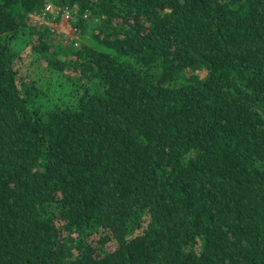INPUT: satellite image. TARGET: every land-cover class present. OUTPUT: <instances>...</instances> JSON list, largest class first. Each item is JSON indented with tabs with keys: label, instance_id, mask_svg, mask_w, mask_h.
Returning a JSON list of instances; mask_svg holds the SVG:
<instances>
[{
	"label": "trees",
	"instance_id": "obj_1",
	"mask_svg": "<svg viewBox=\"0 0 264 264\" xmlns=\"http://www.w3.org/2000/svg\"><path fill=\"white\" fill-rule=\"evenodd\" d=\"M0 264H264V0H0Z\"/></svg>",
	"mask_w": 264,
	"mask_h": 264
},
{
	"label": "built area",
	"instance_id": "obj_2",
	"mask_svg": "<svg viewBox=\"0 0 264 264\" xmlns=\"http://www.w3.org/2000/svg\"><path fill=\"white\" fill-rule=\"evenodd\" d=\"M52 13H56L57 15H59L62 18V22L65 21L67 23H70V21L73 19V14L69 8L55 7L53 5H48L44 10H41L40 12H35L32 15V18L34 19L35 22L38 23V25H40L44 23L45 21L51 19L50 15ZM51 28H52V32L55 33L56 31L57 33H61V31H59V29H62L60 26L58 27L57 25L55 26L54 24H51ZM67 34L72 35V36L70 35L71 38H69L70 42L76 41L74 30H72L71 32H68ZM76 46L79 47V44L76 43Z\"/></svg>",
	"mask_w": 264,
	"mask_h": 264
},
{
	"label": "rangeland",
	"instance_id": "obj_3",
	"mask_svg": "<svg viewBox=\"0 0 264 264\" xmlns=\"http://www.w3.org/2000/svg\"><path fill=\"white\" fill-rule=\"evenodd\" d=\"M56 26V25H55ZM57 26H62V23H60L59 25H57ZM73 30V29H72ZM72 30H70L69 32H71ZM59 31H61V32H63V33H68L67 31H66V29H59ZM71 35V34H70ZM72 36V35H71ZM76 38V37H75ZM33 60H34V58H32V64H30L31 63V61H30V59L27 61V63L21 68L23 71H31V73L33 74V75H35V74H37V73H39V76L38 77H40V76H43L45 79H48L49 78V75L46 73V69H44V66L42 65V63H40V66L39 67H37V68H35V65L33 64ZM205 75V73H202V76H204Z\"/></svg>",
	"mask_w": 264,
	"mask_h": 264
},
{
	"label": "bare ground",
	"instance_id": "obj_4",
	"mask_svg": "<svg viewBox=\"0 0 264 264\" xmlns=\"http://www.w3.org/2000/svg\"><path fill=\"white\" fill-rule=\"evenodd\" d=\"M56 19H59V18H52V19H49L47 21H45L44 23L40 24L39 27L40 28H46V27H51V24L53 21H55ZM60 21H62V18H60ZM69 38H71V36L69 35Z\"/></svg>",
	"mask_w": 264,
	"mask_h": 264
},
{
	"label": "crops",
	"instance_id": "obj_5",
	"mask_svg": "<svg viewBox=\"0 0 264 264\" xmlns=\"http://www.w3.org/2000/svg\"><path fill=\"white\" fill-rule=\"evenodd\" d=\"M60 23H62V26H60L62 29L64 28V29H66V31L67 32H69L70 30H71V28H72V25H71V23H67V22H62V21H60ZM59 23V24H60ZM59 24H56V25H59ZM59 27V26H58ZM75 31V30H74ZM63 33V32H62ZM75 37H76V31H75Z\"/></svg>",
	"mask_w": 264,
	"mask_h": 264
},
{
	"label": "clouds",
	"instance_id": "obj_6",
	"mask_svg": "<svg viewBox=\"0 0 264 264\" xmlns=\"http://www.w3.org/2000/svg\"><path fill=\"white\" fill-rule=\"evenodd\" d=\"M73 29V27L71 28V30ZM73 30H75V29H73Z\"/></svg>",
	"mask_w": 264,
	"mask_h": 264
}]
</instances>
